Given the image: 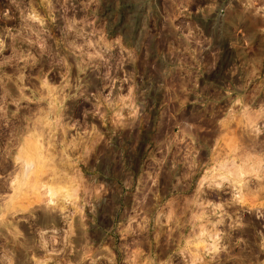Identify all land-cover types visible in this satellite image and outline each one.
Here are the masks:
<instances>
[{"label":"rangeland","instance_id":"rangeland-1","mask_svg":"<svg viewBox=\"0 0 264 264\" xmlns=\"http://www.w3.org/2000/svg\"><path fill=\"white\" fill-rule=\"evenodd\" d=\"M257 215L264 0H0V264H264Z\"/></svg>","mask_w":264,"mask_h":264},{"label":"flooded vegetation","instance_id":"flooded-vegetation-1","mask_svg":"<svg viewBox=\"0 0 264 264\" xmlns=\"http://www.w3.org/2000/svg\"><path fill=\"white\" fill-rule=\"evenodd\" d=\"M252 223H254V228L258 227V226H262L264 228V216L263 215H261V216L257 215L256 218L253 219ZM254 232L255 231L253 230V228H251V229L249 228L247 230L246 234H247V236L250 237L249 242H251V244L253 245V248H257L260 246V243H259V241H254V237H255ZM255 250L256 249H254V251ZM256 256L259 257L258 254Z\"/></svg>","mask_w":264,"mask_h":264},{"label":"bare ground","instance_id":"bare-ground-1","mask_svg":"<svg viewBox=\"0 0 264 264\" xmlns=\"http://www.w3.org/2000/svg\"><path fill=\"white\" fill-rule=\"evenodd\" d=\"M236 150H237V149H236ZM241 153H242V152H241ZM251 157H252V156H251ZM259 159H260V158H259ZM247 160H249V159H247ZM251 161H252V160H251ZM256 162H257V161H256ZM259 164H260V163H259ZM255 165H257V164H255ZM240 168H241V167H240ZM244 168H246V167H244ZM252 168H253V166H252ZM260 168H261V167H260ZM243 170H244V169H243ZM243 170H242V171L240 170L239 172H240L241 174H244ZM245 170H246V169H245ZM250 170H251V169H250ZM253 170H254V168H253ZM260 172H261V171H260ZM241 174H240V175H241ZM240 175H239V176H240ZM241 176H242V175H241ZM255 177H256V176H255ZM238 178H239V177H238ZM240 178H242V177H240ZM256 178H257V177H256ZM238 180H239V179H238ZM238 180H237V182L240 183V180H239V181H238ZM242 180H243V179H242ZM259 180H260V179H259ZM14 183H15V182H14ZM239 183H238V184H239ZM241 183H242V182H241ZM245 184H246V183H245ZM236 185H237V184H236ZM245 186H246V185H245ZM238 187H239V186H238ZM246 187H247V186H246ZM249 187H250V186H249ZM239 189H240V187H239ZM245 189L247 190V188H245ZM261 189H262V188H261ZM261 189L259 188V190H261ZM262 190H263V189H262ZM252 192H253V191H252ZM240 194H241V193H240ZM244 197H245V196H244ZM237 198H238V197H237ZM240 199H241V202L243 203V202H244L243 196L240 197ZM246 200H247V199H246ZM49 220H51V221L54 220V216L49 215V216L45 217L42 221H43V222H47V221H49ZM54 221H55V220H54ZM202 231H203V230H202ZM209 235H210V234H209ZM209 235H208V236H209ZM41 238H42V237H41ZM207 238H208V237H207ZM25 242H26V241H25ZM24 244H25V243H24ZM26 245H28V244H26ZM34 245H35V244H34ZM45 250H46V249H45ZM47 250H48V249H47ZM27 251H28V250H27ZM12 255H13V254H12ZM12 255H11V256H12Z\"/></svg>","mask_w":264,"mask_h":264}]
</instances>
